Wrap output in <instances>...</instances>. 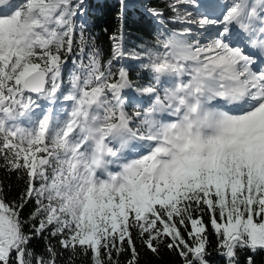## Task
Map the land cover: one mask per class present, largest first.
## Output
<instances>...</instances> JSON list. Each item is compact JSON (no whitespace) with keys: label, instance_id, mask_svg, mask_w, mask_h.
Masks as SVG:
<instances>
[{"label":"snow or ice","instance_id":"obj_1","mask_svg":"<svg viewBox=\"0 0 264 264\" xmlns=\"http://www.w3.org/2000/svg\"><path fill=\"white\" fill-rule=\"evenodd\" d=\"M85 3L0 0V169L23 183L15 201L0 183V264H141V248L209 264L210 234L224 264H256L264 0H169L176 29L148 8L155 46L113 35L106 64Z\"/></svg>","mask_w":264,"mask_h":264},{"label":"trees","instance_id":"obj_2","mask_svg":"<svg viewBox=\"0 0 264 264\" xmlns=\"http://www.w3.org/2000/svg\"><path fill=\"white\" fill-rule=\"evenodd\" d=\"M125 6L121 14L120 0H86L84 15L78 19L79 24L85 26V34L94 38L96 46L100 49L101 59L106 64L112 57L113 35L122 36L123 47L126 50H139L142 46H155V40L162 25L159 20L148 12V8H158L165 14V24L170 29H176L179 25L172 23L168 18L173 16L167 7L169 0H124ZM124 66L130 70L132 78L138 79L145 74L139 67L138 61L122 60L114 62V70ZM141 82H144L141 80ZM0 183L4 185V194L8 201H15L23 189L22 181L12 174L0 169ZM25 211L24 215L27 216ZM207 219V217H205ZM209 252L206 259L209 264H224V260L215 250L217 238L209 235ZM52 243L56 245L53 240ZM32 247L37 253H43L45 241H32ZM59 248L58 245H56ZM141 264H181V258L167 249H162L159 257L140 249ZM125 257H121L123 260ZM256 264H264V254L255 257ZM77 264H87V261H77ZM240 264H244V254H240Z\"/></svg>","mask_w":264,"mask_h":264},{"label":"bare ground","instance_id":"obj_3","mask_svg":"<svg viewBox=\"0 0 264 264\" xmlns=\"http://www.w3.org/2000/svg\"><path fill=\"white\" fill-rule=\"evenodd\" d=\"M201 2H202V1H201ZM209 2H212V1H210V0H203V3H202V5L209 4Z\"/></svg>","mask_w":264,"mask_h":264},{"label":"rangeland","instance_id":"obj_4","mask_svg":"<svg viewBox=\"0 0 264 264\" xmlns=\"http://www.w3.org/2000/svg\"><path fill=\"white\" fill-rule=\"evenodd\" d=\"M202 1V2H201ZM210 1H212V0H210ZM200 3L202 4L203 3V0H200ZM211 2H209V4H210Z\"/></svg>","mask_w":264,"mask_h":264}]
</instances>
